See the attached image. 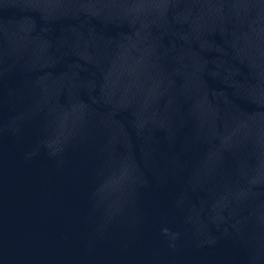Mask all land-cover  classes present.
Segmentation results:
<instances>
[{"label":"water","instance_id":"water-1","mask_svg":"<svg viewBox=\"0 0 264 264\" xmlns=\"http://www.w3.org/2000/svg\"><path fill=\"white\" fill-rule=\"evenodd\" d=\"M0 264H264V0H0Z\"/></svg>","mask_w":264,"mask_h":264}]
</instances>
